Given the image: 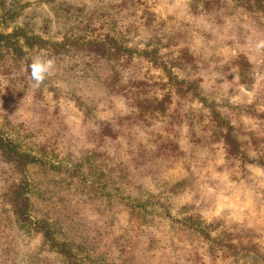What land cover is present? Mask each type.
Listing matches in <instances>:
<instances>
[{
    "label": "rangeland",
    "instance_id": "374dc122",
    "mask_svg": "<svg viewBox=\"0 0 264 264\" xmlns=\"http://www.w3.org/2000/svg\"><path fill=\"white\" fill-rule=\"evenodd\" d=\"M0 36V264H264V0H0Z\"/></svg>",
    "mask_w": 264,
    "mask_h": 264
},
{
    "label": "trees",
    "instance_id": "16d2710c",
    "mask_svg": "<svg viewBox=\"0 0 264 264\" xmlns=\"http://www.w3.org/2000/svg\"><path fill=\"white\" fill-rule=\"evenodd\" d=\"M0 154L7 161H11L17 165L25 163V160H22V155L21 153H19L17 148L7 139H3L2 136H0ZM22 186V184H19L16 187L13 186V189H11L9 194H6L5 197L10 202L11 207L14 209V215L24 221L25 219H29L31 216H29L27 212L28 202L27 197L23 193L24 187ZM32 225L34 227V230L36 229L38 231H43V236L47 239H51L50 228H47V226H45L42 221L35 220L34 222H32ZM57 247H59V253L65 258H69L70 261L71 250L69 245L66 244V242H60L57 243Z\"/></svg>",
    "mask_w": 264,
    "mask_h": 264
},
{
    "label": "clouds",
    "instance_id": "9594fccd",
    "mask_svg": "<svg viewBox=\"0 0 264 264\" xmlns=\"http://www.w3.org/2000/svg\"><path fill=\"white\" fill-rule=\"evenodd\" d=\"M256 53H264V39H258L253 44ZM30 79L34 87H40L55 70V59L44 54L32 57L29 65Z\"/></svg>",
    "mask_w": 264,
    "mask_h": 264
}]
</instances>
